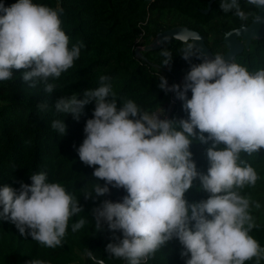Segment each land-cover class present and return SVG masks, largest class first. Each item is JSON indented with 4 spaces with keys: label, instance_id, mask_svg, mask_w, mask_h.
<instances>
[{
    "label": "clouds",
    "instance_id": "obj_1",
    "mask_svg": "<svg viewBox=\"0 0 264 264\" xmlns=\"http://www.w3.org/2000/svg\"><path fill=\"white\" fill-rule=\"evenodd\" d=\"M218 4L245 25L250 17L264 22L253 13V9L264 11V0H243L252 6L248 10L241 0H218ZM63 11L37 0L9 5L0 0V81L22 70L20 77L30 86L40 83L48 94L56 89L51 81L72 67L85 47L82 41L69 45L61 26ZM174 38L190 67L182 85H169L159 74L158 87L182 101L187 118H167L161 108L151 111L133 99L118 100L105 75L99 76V86L83 90V98L72 92L55 101V113L71 114L76 120L85 105L94 103L85 120L84 138L74 146L80 161L98 165L92 172L98 179L84 197L95 200L109 193V185L125 192L120 200H101L92 210V222L96 230L107 225L112 239L105 251L127 264H141L172 239L181 245L184 264H262L264 246L251 234L259 227L251 209L262 205L242 193L259 176L241 154L250 156L264 148V67L249 71L223 53L209 57L198 43V33L181 30ZM160 55L161 66L169 65L171 51L164 47ZM193 57L200 62L191 63ZM37 107L50 106L42 102ZM50 127L58 136L66 134L63 118L51 120ZM194 141L208 144L206 172L199 171L193 159ZM195 179L199 190L209 195L189 202L185 193ZM30 180V184L20 181L18 188L0 185V221L10 222L21 235L45 247L61 246L69 227L77 232L85 226L86 217L79 215L83 207L45 171L33 172ZM85 255L95 264H105L89 249ZM27 264L48 262L31 259Z\"/></svg>",
    "mask_w": 264,
    "mask_h": 264
},
{
    "label": "trees",
    "instance_id": "obj_2",
    "mask_svg": "<svg viewBox=\"0 0 264 264\" xmlns=\"http://www.w3.org/2000/svg\"><path fill=\"white\" fill-rule=\"evenodd\" d=\"M209 1L37 0L53 8L62 7L61 26L69 36V45L82 41L85 47L73 66L51 81L56 85L51 94L45 93L40 83L30 86L20 77L22 70H14L10 79L0 81V185L18 188L20 181L31 183L33 172L45 171L50 181L63 183L79 199L83 207L79 215L85 216L87 222L77 232H72L69 227L61 246L49 248L30 236L21 235L10 222L0 221V264H27L31 259L44 260L48 264H79L75 261L78 255L83 257L82 264H95L86 257L87 249L98 259H104L105 264H127L124 259L108 256L105 251V245L112 239V231L107 225L103 224L100 230H96L92 222V210L100 201L120 200L125 194L124 189L109 185V193L95 200L84 197L98 179L92 175L93 168L98 165L90 167L80 161L74 146H79L84 138L83 127L85 120L92 115L94 103L85 105L83 114L76 120L71 114L55 113V101L59 96L72 92L83 98V90L99 86V76L105 75L118 100L130 98L151 111L166 104L170 92L165 93L158 87L159 74L167 78L169 85L170 82L182 85L190 63L179 55L181 44L173 36L166 37V43L159 47H150L157 43L158 35L168 29L186 27L204 36L213 55L225 54V33L245 25L230 13L222 12L218 0L206 11ZM13 2L15 0H4L5 5ZM241 2L246 10L252 9V6L244 5L243 0ZM258 12L253 9L254 15ZM252 20L250 17L246 25ZM140 38L143 39V49L137 52V40ZM164 47L171 51L173 57L169 65L161 66L160 50ZM233 60L249 71L264 67V36L253 38ZM199 62L200 59L195 57L191 60V63ZM187 95L190 97V91ZM42 102H47L50 107L38 109L37 104ZM181 105L182 101L178 99L169 118H187ZM58 118H63L67 126L62 137L50 127L51 120ZM207 147L208 144L198 141L190 146L201 172H206L208 167ZM241 155L259 176L255 185L242 189V193L250 197L259 185L264 184V148L250 156ZM99 182L104 183L102 179ZM208 195L199 190L198 179L185 193L189 202L205 199ZM73 219L76 217L70 219L69 224ZM257 224L259 227L252 229L251 234L264 246V220ZM180 250L179 242L172 239L141 264H184ZM245 264L253 262L246 261Z\"/></svg>",
    "mask_w": 264,
    "mask_h": 264
},
{
    "label": "water",
    "instance_id": "obj_3",
    "mask_svg": "<svg viewBox=\"0 0 264 264\" xmlns=\"http://www.w3.org/2000/svg\"><path fill=\"white\" fill-rule=\"evenodd\" d=\"M214 1H216V0H210L208 2V9H206V11H208L211 8L212 3ZM257 15L264 17V11H259ZM237 29H239L238 32H232V29L229 30L226 33H230V34L224 35V38H223V41L227 46V51L224 55L226 56V59H229V60H233L237 54H239L243 51L244 47H248L253 38H257V37L260 38V37L264 36V22L257 21L255 19H253L250 22V24L241 25ZM181 30H186V31H191L193 33H198L199 37H200V40L198 43L200 44L204 53H206L209 57H211L213 55L210 48L207 46V44L205 42L204 36L201 33H199L198 31L188 29L186 27H175L173 29H168V30L161 32L158 35L157 43L153 46H150V47H159L163 43L165 37H168V36L175 37V33L179 32ZM158 42H161V43H158ZM201 59H202V57H201Z\"/></svg>",
    "mask_w": 264,
    "mask_h": 264
},
{
    "label": "rangeland",
    "instance_id": "obj_4",
    "mask_svg": "<svg viewBox=\"0 0 264 264\" xmlns=\"http://www.w3.org/2000/svg\"><path fill=\"white\" fill-rule=\"evenodd\" d=\"M142 42L143 39L140 38L139 42H138V46L136 47V51L140 52L143 47H142ZM251 199L253 200H258L261 202L262 207L260 209H251L253 215L256 218V223L264 220V184H261L257 187V189L255 190V192L253 193L252 196H250ZM76 263L82 264L83 263V257L78 255L75 259Z\"/></svg>",
    "mask_w": 264,
    "mask_h": 264
},
{
    "label": "built area",
    "instance_id": "obj_5",
    "mask_svg": "<svg viewBox=\"0 0 264 264\" xmlns=\"http://www.w3.org/2000/svg\"><path fill=\"white\" fill-rule=\"evenodd\" d=\"M139 40L140 39H138L137 42H139ZM171 84L172 83L170 82V85ZM177 103H178V99L175 97L174 93L170 92V99H169V101L166 104L158 107L157 109L161 108L163 110L164 115L167 118H169L170 115L172 114L175 106L177 105ZM157 109H155V110H157Z\"/></svg>",
    "mask_w": 264,
    "mask_h": 264
}]
</instances>
